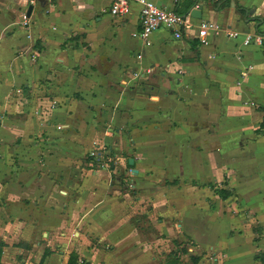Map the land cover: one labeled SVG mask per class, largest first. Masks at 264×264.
<instances>
[{"label": "crops", "instance_id": "0c3cea01", "mask_svg": "<svg viewBox=\"0 0 264 264\" xmlns=\"http://www.w3.org/2000/svg\"><path fill=\"white\" fill-rule=\"evenodd\" d=\"M149 1L208 44L135 36L139 0H0V264H159L163 237L263 264L264 0Z\"/></svg>", "mask_w": 264, "mask_h": 264}, {"label": "built area", "instance_id": "2783aa9c", "mask_svg": "<svg viewBox=\"0 0 264 264\" xmlns=\"http://www.w3.org/2000/svg\"><path fill=\"white\" fill-rule=\"evenodd\" d=\"M28 1L32 3L35 0ZM139 2L141 3V31L135 36L141 38L145 42L149 40L154 32L162 28L172 32L176 39H181L185 31L193 29L194 27L191 22V16L189 15L185 17L176 11L161 9L154 2L149 0H139ZM130 10V0H115L108 12L114 16H122L128 15ZM212 25L213 23L210 20L205 19L200 21L198 39L202 45L208 44L211 30L213 29ZM24 26L30 27L27 16H24ZM230 36H237V33L231 34ZM252 41L253 37L248 36L245 39L244 45L248 46ZM255 42L263 45L264 37H257ZM103 149L107 151V149ZM100 150L99 146L95 144L94 149L88 155L92 158H98L101 153L103 155H108L105 151ZM93 163L91 166H93ZM108 165V162H103L98 166H102V168L106 169L109 167Z\"/></svg>", "mask_w": 264, "mask_h": 264}, {"label": "rangeland", "instance_id": "374dc122", "mask_svg": "<svg viewBox=\"0 0 264 264\" xmlns=\"http://www.w3.org/2000/svg\"><path fill=\"white\" fill-rule=\"evenodd\" d=\"M41 132L42 131H40L38 133H41ZM36 139L39 140L40 136H36ZM84 162H86V157L84 159ZM86 164H87V166L89 165L88 163H86ZM108 164L109 165L111 164V162L109 160H108ZM88 167L90 168V166H88ZM97 168L103 169L102 166H97ZM191 244L192 243H188L187 241L182 242L179 240H173V239H168L166 237H163L162 242H161V246H160L161 259L159 260L158 263L159 264H172L174 262L175 263L177 262L176 264H190V263H192V261L190 260V256L194 255V254H193V252L191 253L187 250L188 248L193 247V245H191ZM66 246L67 245L58 246L56 248L57 253L60 251V249H62V251H63V248H66ZM185 249L187 250V252L185 251ZM75 251L73 250V252L69 253L70 254L69 255V257H70L69 264H87L86 260L80 259L78 256V252L77 251L75 252ZM195 254H197V253H195Z\"/></svg>", "mask_w": 264, "mask_h": 264}, {"label": "trees", "instance_id": "16d2710c", "mask_svg": "<svg viewBox=\"0 0 264 264\" xmlns=\"http://www.w3.org/2000/svg\"><path fill=\"white\" fill-rule=\"evenodd\" d=\"M221 3H222L221 8H225V7L229 6V4L231 3V0H224ZM239 11L242 12V13H246L247 12L246 9H240V8H239ZM109 156H112V154H110V155H103L101 153L98 158H92L89 155H87L86 162L87 163L94 162L98 166L101 163L106 162L108 160ZM260 258H261V260H262V262L264 264V255H260ZM191 261H192L193 264H197L199 262V258L191 257ZM176 263L174 262L173 264H176ZM87 264H89V263H87Z\"/></svg>", "mask_w": 264, "mask_h": 264}, {"label": "water", "instance_id": "95a60500", "mask_svg": "<svg viewBox=\"0 0 264 264\" xmlns=\"http://www.w3.org/2000/svg\"><path fill=\"white\" fill-rule=\"evenodd\" d=\"M217 2H223L224 0H211V3H212V6H214V11L218 12V7L215 6V3ZM208 1L206 2V5H208ZM32 11H33V7L31 6L29 8V11H28V14H27V17H30L31 14H32ZM191 17L195 18V19H202V9H193L192 12H191ZM129 164L130 165H133L134 164V160L133 159H130L129 160Z\"/></svg>", "mask_w": 264, "mask_h": 264}]
</instances>
